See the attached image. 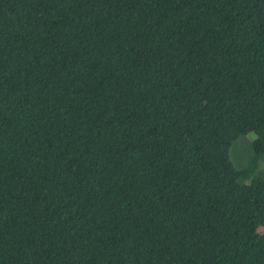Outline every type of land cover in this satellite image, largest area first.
Wrapping results in <instances>:
<instances>
[{"label":"trees","instance_id":"1","mask_svg":"<svg viewBox=\"0 0 264 264\" xmlns=\"http://www.w3.org/2000/svg\"><path fill=\"white\" fill-rule=\"evenodd\" d=\"M262 163L264 0H0V264H264Z\"/></svg>","mask_w":264,"mask_h":264},{"label":"rangeland","instance_id":"2","mask_svg":"<svg viewBox=\"0 0 264 264\" xmlns=\"http://www.w3.org/2000/svg\"><path fill=\"white\" fill-rule=\"evenodd\" d=\"M252 135L253 134L250 133L239 137L231 150L232 161L239 168L245 167L254 156V136ZM262 164L264 166V163ZM258 232L264 234V225L258 228Z\"/></svg>","mask_w":264,"mask_h":264}]
</instances>
